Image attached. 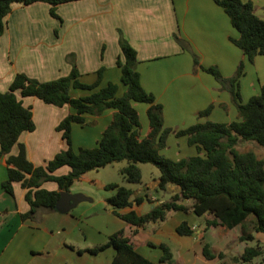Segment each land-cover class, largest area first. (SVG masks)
<instances>
[{
    "label": "crops",
    "instance_id": "obj_1",
    "mask_svg": "<svg viewBox=\"0 0 264 264\" xmlns=\"http://www.w3.org/2000/svg\"><path fill=\"white\" fill-rule=\"evenodd\" d=\"M251 1L256 6L257 14L264 19V0ZM63 7L65 11L71 10L65 18L73 20L74 23L70 24L63 19L60 24L59 18L51 14V4L47 2L13 4V10L5 17L6 27L0 38V91H6L15 75L20 72L42 81L67 75L73 65L69 55L74 54L83 82H95L98 70L104 67L101 85L110 81L116 82L120 86L119 94H122L125 87L121 81V68L117 64L119 57L124 59L119 43V30H122L138 51V70L143 86L154 93L156 101L164 106L165 126L171 128L172 132L161 152L174 159L193 155L190 154L191 151L197 150L196 146L188 143L186 136H176V131L199 121L231 122L237 119L238 114L232 93L222 89L221 83L212 73L200 66L195 68L194 54L198 55L202 66L216 65L226 77L234 75L240 62L244 61L245 74L240 79L242 101L247 102L253 95L261 92L264 84V55H257L252 62L230 40L231 36H239V32L233 26L228 13L215 0H75L60 4L58 12ZM176 35L183 37L190 44L191 50L185 49L177 41ZM87 93L88 91L79 88L72 90L74 96ZM22 99L24 105L32 107L36 128L33 131H24L20 141L26 146L28 158L35 165H44L57 152L68 147L62 131L57 130V125L75 109L68 104H48L36 96ZM137 103L139 102L134 103L135 107ZM210 104H214L211 113L199 117V111ZM141 106L144 112L140 113L141 119L144 114V118L148 120L146 127L141 129V136H145L150 127L147 113L150 104ZM113 113L114 109H108L100 115L87 114V121L93 123H74L73 148L78 150L80 147L96 146ZM172 149H175L172 152L174 155L170 153ZM18 152L19 145L16 144L11 154ZM70 169V166L64 165L55 174H67ZM160 174L150 184H146L145 188L131 187L134 190L132 199L143 196L150 201L155 200L154 204L168 200L152 196L149 192V189L159 188ZM7 177L8 164L6 157H3L0 158V264H33L38 255H49L53 252L52 260L45 264H84L87 259L81 258L87 252L81 253L79 249L103 244L119 230L130 234L136 229L113 214L106 202L111 194H107L100 201L95 198L82 200L93 203L90 207L81 202L76 205H84V211H87L85 217L93 216L90 220L81 216L83 212L77 214V217L74 216L78 218L76 224L85 235L84 244H77L72 240L69 242L67 238L62 243L53 244L52 226L22 218L21 214L30 209L26 199L27 189L23 188L21 182H15L14 194L7 192L2 185ZM43 186L50 190L58 189L55 181H47ZM164 191L170 192L172 196L180 188L169 184ZM70 192L78 191L71 189ZM184 202L191 203L190 200ZM144 203L145 200L141 204L134 202L132 207L122 211L135 209L143 213ZM42 209L38 210L37 215ZM71 210L66 213H71ZM172 213L175 219L168 227L166 222ZM172 213H169L166 220L154 222L152 226L151 222L144 227H137V233L133 236L138 242L139 252L154 262L160 263L163 254L160 245H168L163 238L165 233L173 234L184 219L195 229L194 234L202 231L201 227H197L198 216L194 212L177 210ZM95 214L97 215L94 216ZM202 217L204 216L200 218ZM182 236L191 238L193 235ZM193 240L183 239L176 251L169 247L172 258L162 264L198 263L204 258L202 249L205 241L200 240L197 244ZM61 247L77 250L81 260H69L68 257L64 258L65 254L61 262H56ZM110 248L112 247L106 250ZM112 250V256L109 257L113 258L115 249ZM217 258L206 261L217 264ZM111 261L110 258L107 264Z\"/></svg>",
    "mask_w": 264,
    "mask_h": 264
},
{
    "label": "trees",
    "instance_id": "obj_2",
    "mask_svg": "<svg viewBox=\"0 0 264 264\" xmlns=\"http://www.w3.org/2000/svg\"><path fill=\"white\" fill-rule=\"evenodd\" d=\"M37 1L51 4V14L60 18L58 6L75 0H0V38L6 27L5 17L13 10V4L28 5ZM215 1L225 9L239 32V36H231L230 40L252 62L257 55H264V19L257 14L253 1ZM119 32L124 57L117 60L125 87L122 94H119L120 86L116 82L101 85L104 67L98 70L95 82H83L74 54L69 55L73 63L69 74L42 81L20 72L6 91H0V158L6 157L8 164V177L2 185L11 194H14L15 182H21L23 188L27 189L26 199L30 209L21 214L22 218L34 220L40 208L56 210L61 191H70V187L90 170L126 160L127 165L121 168V174L128 182L139 183L142 181L140 164L149 162L161 171L160 189L175 184L180 191L168 200L153 204L147 212L139 213L135 209L123 212L134 202L141 204L145 197L132 199L134 190L131 187L117 182L106 183L105 189L115 190L106 198L113 208V214L136 229L130 234L119 230L105 243L79 249V252L98 254L112 247L115 254L110 264H162L173 255L168 245H160L163 254L160 263H157L139 252L138 242L133 236L137 233V227L164 221L171 211L177 210L194 212L198 217L208 216L206 224L209 227L233 230L240 226L241 240H255L256 233H264V158L254 150H241L239 144L241 141H252L264 146V84L260 94L243 102L240 79L245 74L244 61L240 62L234 75L226 77L216 65L202 66L198 55L194 54L195 68L200 66L212 73L221 83V88L232 93L238 114L237 119L231 122L199 121L176 131V136H186L188 143L196 146L198 152L174 159L161 152L172 132L171 128L165 126L164 106L156 101L154 93L143 86L138 70V51L122 30ZM176 39L185 49L191 50L183 37L176 35ZM74 88L88 93L74 96ZM26 96H36L45 103L57 106L68 104L75 109L57 125L68 147L57 152L44 165H35L27 156L25 144L20 141L24 131L36 128L32 107L24 105L22 99ZM135 102L150 104L147 111L150 127L145 136H141V116ZM213 108L214 104H210L199 111L198 116L209 115ZM108 109H114V113L97 145L75 150L72 144L73 124H91L93 122L87 121V114L100 115ZM16 144L19 145V152L13 155L11 151ZM64 165L70 166V171L63 175L55 174ZM47 181H55L58 189L44 187ZM186 200L191 203H185ZM176 230L180 235H193L195 232L187 220H183ZM202 253L206 260L217 257L222 260L225 256L224 251L215 250L209 241L203 243ZM261 254L260 245H246L237 260L240 264H257L255 258Z\"/></svg>",
    "mask_w": 264,
    "mask_h": 264
},
{
    "label": "rangeland",
    "instance_id": "obj_3",
    "mask_svg": "<svg viewBox=\"0 0 264 264\" xmlns=\"http://www.w3.org/2000/svg\"><path fill=\"white\" fill-rule=\"evenodd\" d=\"M65 7L60 8L58 14L60 15L59 23L62 24L63 19H66L65 16L68 17L69 13H71V10L65 11ZM66 19V22L74 23L73 20ZM59 30V27H58ZM146 103L139 102L136 105V108L140 111V113L143 112V106ZM144 114H142V126L141 129L145 128L148 120L144 118ZM95 131V130H93ZM239 148L241 150H254L256 151L262 158H264V146L257 144L256 142L252 141H241L239 144ZM176 149V148H175ZM175 149H172L170 151L171 155L172 152L175 151ZM197 151V150H196ZM196 151H191L194 154L197 153ZM174 155V154H173ZM127 165L126 160L122 161H116L111 164H108L104 167H100L98 169H93L88 171L86 176L82 179L77 180L73 186L70 187V190L72 191H78L75 193H83L84 195L95 198L96 201H100L103 197H106L107 194H114L115 190H107L104 188L103 183L108 182H117L125 186L129 187H140L145 188L146 184H150L154 177L161 173L160 169L153 163H142L141 166L143 168V178L142 181L139 183H131L128 182L127 179L121 174L120 170L122 167ZM149 192L152 196H155L160 199H170L171 193L164 191L163 189H149ZM152 198V197H151ZM107 202V201H106ZM81 203H86L84 205H93V203H88L86 201H81ZM155 203V200L150 201L147 198H145V203L143 210L144 212H147L150 210L152 205ZM108 204V203H107ZM84 205L82 206H76L72 208L71 213H62L55 210H46V208H43L41 212L36 216L34 220H29L33 222H39L42 225L46 226H52V229L54 230V238H53V244H57L58 242L62 243L65 238L71 242V240L77 244H84L86 239L83 232L79 229V226H77L76 222L78 221V218H74V216L77 217V214L80 215L81 212L82 215L85 217V214L87 211H84ZM108 207L111 209L112 206L108 204ZM92 209V208H91ZM172 213V211H171ZM73 214V215H72ZM102 214V213H101ZM95 214L94 216H96ZM173 213L169 216L168 222L166 224L171 225V221H173ZM79 216V217H81ZM93 216L88 215L85 217V220H90ZM179 218V215L177 216ZM206 218L208 216H204L202 218L197 217V227H201L202 231L201 233H195L193 236L190 237H184L176 232L174 230L173 234L166 232L164 235V240L168 243V246L171 247L173 250H177L179 246L183 243V239H187L191 241V239H194V242H197V244L201 241H210L214 245L215 250H222L225 253V256L222 260L218 259L215 260V263L217 264H240V262L237 260L242 252L244 251V248L246 245H260V248L262 250V254L255 258V261L257 264H264V233H256V239L252 241H243L240 239L241 234V227L237 226L233 230H225L222 227H213V226H207L206 224ZM170 220V221H169ZM185 220V219H184ZM165 223V222H164ZM154 225V222L151 223V226ZM171 227V226H170ZM180 236V238H179ZM184 237V238H183ZM86 249V248H81ZM199 249V247L197 248ZM110 251V252H109ZM112 248L110 250H104L99 252L98 254H92L88 251L81 259H87L84 264H107L109 259L112 257ZM200 255H201V251ZM55 252L51 254H44V255H38V257L35 259L33 264H45L48 261L52 260L53 255ZM110 253V254H109ZM65 257H68L69 260L73 259H79L78 251L71 250V248L63 249L62 247L58 250V258L56 259V262H61V258L63 255ZM202 257V256H201ZM63 258V259H64ZM203 260V261H202ZM199 261V260H198ZM201 261V262H200ZM196 264H209L207 263L206 259H201Z\"/></svg>",
    "mask_w": 264,
    "mask_h": 264
},
{
    "label": "water",
    "instance_id": "obj_4",
    "mask_svg": "<svg viewBox=\"0 0 264 264\" xmlns=\"http://www.w3.org/2000/svg\"><path fill=\"white\" fill-rule=\"evenodd\" d=\"M91 199L90 197L84 195L83 193H72L67 190L61 191V196L57 200L55 205V209L66 213L69 212L72 208H74L79 202L82 200Z\"/></svg>",
    "mask_w": 264,
    "mask_h": 264
}]
</instances>
